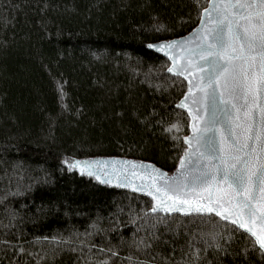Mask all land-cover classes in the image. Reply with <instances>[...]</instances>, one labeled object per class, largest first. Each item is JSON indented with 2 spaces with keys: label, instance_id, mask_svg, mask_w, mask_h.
Returning <instances> with one entry per match:
<instances>
[{
  "label": "trees",
  "instance_id": "obj_1",
  "mask_svg": "<svg viewBox=\"0 0 264 264\" xmlns=\"http://www.w3.org/2000/svg\"><path fill=\"white\" fill-rule=\"evenodd\" d=\"M208 1L202 0L205 7ZM199 20L192 0H0L6 45L0 47V196L17 187L25 193L0 204V240L10 242L0 244V264H96L106 258L98 247L111 245L120 252L109 264H130L123 259L129 255L132 264L147 258L129 247L137 227L129 213L143 215L153 202L68 171L62 160L117 156L176 168L186 145L178 147L163 126L181 119V135H188L189 117L176 108L186 82L169 74V61L148 45L184 36ZM159 24L165 28L157 31ZM56 81L66 82L63 102ZM5 204L17 213L11 228L4 227ZM170 217L182 225L181 235L172 239L162 225L160 231L178 248L183 225L197 228L192 222L201 216ZM94 223L107 231L86 240ZM236 237L233 249L241 251L248 234L239 229ZM61 238L70 242L41 259ZM89 243L97 247L90 251ZM156 250L169 254L171 246ZM222 259L264 264L258 253Z\"/></svg>",
  "mask_w": 264,
  "mask_h": 264
},
{
  "label": "snow or ice",
  "instance_id": "obj_2",
  "mask_svg": "<svg viewBox=\"0 0 264 264\" xmlns=\"http://www.w3.org/2000/svg\"><path fill=\"white\" fill-rule=\"evenodd\" d=\"M192 3L198 9L199 26L188 37L167 42L158 49H179L181 53L176 56L166 52L165 55L172 59L168 71L174 76H183L190 85L176 108L189 109L192 134L181 135L184 128L181 119L163 126V131L177 142L178 147L181 141L188 147L182 149L179 167L172 176L154 165L131 161L123 162L119 170L124 179L118 187H131L133 180L130 177H149L150 183L138 187L155 201L150 211H144L143 215L129 213V223L137 225L129 247L147 257L144 260L137 258L135 264H223V257L247 259L252 253L264 258V0H210L206 7L202 0H192ZM164 28L159 24L156 30ZM3 46L6 45L0 41V47ZM56 83L63 102L66 82ZM62 107L67 109L63 103ZM62 164L68 171L78 169L81 175L86 172L98 180L105 175L96 167L102 166L104 161L64 158ZM124 164L130 168L127 173ZM107 175L119 179L113 172ZM111 182L101 180V183ZM27 188L31 190V185ZM132 190L136 191L137 187ZM24 194L19 187L16 191L6 190L0 196V204H4L9 196ZM5 209L9 222L4 227H14L17 213L7 204ZM173 212L189 216L215 213L236 227L228 229L227 225L213 221L211 217L194 218L192 223L199 227L183 225L184 243L177 248L172 246V240L164 239L160 231L162 225L172 234V239L181 235L182 225L170 217ZM91 227L93 231L87 233L86 240L107 231L97 223ZM118 229L117 225L112 230ZM239 229L248 234L249 244L241 251H235L233 244ZM141 232L144 234L137 237ZM69 242L59 239L41 259L56 254L61 244ZM120 243H125L123 238ZM0 244L10 242L4 239ZM159 245L171 246V252L157 251ZM83 246L82 242L80 250ZM11 247L13 251L25 252L21 245ZM88 247L91 251L97 246L89 243ZM119 252L117 245L98 247V254L106 255V258L96 264H109ZM123 259L132 264L131 255Z\"/></svg>",
  "mask_w": 264,
  "mask_h": 264
},
{
  "label": "water",
  "instance_id": "obj_3",
  "mask_svg": "<svg viewBox=\"0 0 264 264\" xmlns=\"http://www.w3.org/2000/svg\"><path fill=\"white\" fill-rule=\"evenodd\" d=\"M208 3H210V0L208 1ZM199 24H200V20H199L198 25L195 28H197L199 26ZM195 28L192 29L189 33L185 34L184 36L177 37V38L170 39V40H164V41H159V42H155V43L149 44V45H154V47L153 48H149L148 47V49L151 50V51H153V52H155V53H157V54H159V55H161V56H163V57H165L169 61V63H170L169 67H172V59H170V56L169 55H165V53L168 52V53H171L173 55L179 56L181 54L180 51H179V49H167V48H165V49L158 50L160 48V45L165 44V43L170 42V41H178V40H180L183 37H188L195 30ZM178 62L179 63H183V61H178ZM168 73L171 74V75H173L169 71H168ZM180 78H182L186 82V91L183 94L182 98L179 100V102L183 99L184 95H186L188 93V88L190 87V85L188 84V81L185 80L183 76H181ZM195 95L196 96H199L200 94L199 93H195ZM191 107H192V105H189V108H191ZM182 110L185 111L187 113V115H188V110L189 109H182ZM188 117H189V133H188L187 136H190L192 134V124H193V121H192V117L191 116L188 115ZM197 126H200L199 123H198ZM187 147H188V145H186V148ZM182 155H181V157H182ZM72 159H75V160H89V161H91V160L104 161V164L102 166L101 165H97L96 166L97 169L100 172L105 173V175H102L101 176L100 180L96 179L95 176H89V175H87L86 172H85L84 175H81L80 174V171L78 169H74L71 172H76L79 176L84 177V178H86L88 180H92V181H94L95 183H97V184H99L101 186H105V187L113 188V189H117V190L129 191V192L134 193V194H138V195H141V196H145V197L149 198L153 202V205H155V201L152 200V197L149 194H147L146 192L140 191L139 190V187H138L142 183H145V184L146 183H150L151 181H150V178L149 177L144 176L143 179H141L139 177H130L133 180V185L131 187H125V186H119L118 187L117 186L124 179V176L121 175V173L119 171L120 168H121L122 163L123 162H127V161H131V162H134L136 164L143 163L144 165H154L156 168H159L162 171L167 172L169 176L174 175L177 172V169L179 167V161H178V164H177L176 168L173 171H170L169 172V171H166V170L158 167L156 164H154V163H152L150 161H144V160H140V159L127 158V157H117V156H94V157L72 158ZM124 168H125V173H127L130 170V168H129V166L127 164H124ZM137 171H139V170L137 169ZM110 172L115 173V175L117 177H119V179H112V177L110 175H107V173H110ZM141 175L143 176L142 173H141ZM101 180H111L112 182L111 183H101ZM133 187H137V190L136 191H133L132 190ZM170 215L189 216V215H184L182 212H173ZM193 215L206 216V215H215V213H211V214H208V213H203V214L192 213L190 216H193ZM218 218H220V217H218ZM223 221L231 224L230 221H225V220H223ZM259 224H260L259 219H257V221H256L257 230H259ZM234 226H236V225H234ZM240 230L245 233L244 229H240Z\"/></svg>",
  "mask_w": 264,
  "mask_h": 264
}]
</instances>
